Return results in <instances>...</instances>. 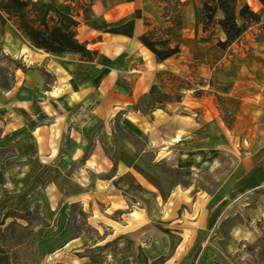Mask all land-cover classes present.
Wrapping results in <instances>:
<instances>
[{
    "label": "crops",
    "instance_id": "crops-1",
    "mask_svg": "<svg viewBox=\"0 0 264 264\" xmlns=\"http://www.w3.org/2000/svg\"><path fill=\"white\" fill-rule=\"evenodd\" d=\"M177 2L175 8L173 1L158 0H29L32 24L47 30L53 20L75 32L79 43L97 53L93 63L32 49L0 13V53L25 68L14 73L9 92L0 91V215L38 208L52 225L38 242L40 258L60 262L59 255L79 246L80 235L66 215L75 202L92 201L103 218L126 210L122 193L145 189L154 199L131 196L134 216L123 215L122 228L115 221L108 226L124 236L138 227L144 239L151 222L171 226L185 207L181 247L190 244L189 231L199 247L224 215L226 198L264 192V38L253 42L245 33L227 51L201 49L198 41L206 35L200 1ZM241 3L236 0L237 10H252L248 0ZM254 8L264 15L259 4ZM188 62L204 86H193ZM146 99L152 103L144 114L140 104ZM119 130L142 149L117 141ZM215 146L233 147L236 163L222 199L201 209L198 197L176 188L164 196L162 180L144 158L154 151L194 159ZM62 177L72 178L81 193L58 192Z\"/></svg>",
    "mask_w": 264,
    "mask_h": 264
},
{
    "label": "rangeland",
    "instance_id": "rangeland-1",
    "mask_svg": "<svg viewBox=\"0 0 264 264\" xmlns=\"http://www.w3.org/2000/svg\"><path fill=\"white\" fill-rule=\"evenodd\" d=\"M248 1L254 12V7L258 3L256 0ZM238 2L240 6L241 0ZM259 18V24L250 25L246 30L245 37L253 42L262 41L264 38V15ZM238 23L240 24L239 21ZM217 36L218 34L213 31L199 39L198 44L202 45L201 49H206L214 45ZM18 66L25 70L19 61L0 53V68L6 73L14 75ZM195 68L194 64L188 62L186 75L192 78L193 86L202 87L204 80ZM197 95L201 96V93ZM218 102V98H215L212 103L216 105ZM151 103L150 99L142 101L141 112L147 113L145 107L149 108ZM206 104L207 102L204 101L205 106ZM216 111H218L217 106ZM216 118L220 120L221 114L218 113ZM222 120L224 121V118ZM115 137L117 141L130 143L137 152L142 149L134 138L122 130H119ZM153 152L151 151L144 158L149 161V166L162 180L164 196L171 189L176 188L191 196L192 200L198 197L201 201L200 209L202 204L204 206L218 203L222 199L224 182L232 171L237 157V151L233 147L230 150L216 146L210 150H200L194 159L208 164L209 169L198 170L196 167L181 164L182 160H194L189 155L181 158L174 154L172 158L163 155L157 157ZM56 188L58 192L72 197L81 193L72 178L70 180L66 177L60 178L56 181ZM126 192L121 196L126 200V210L112 215L103 213V218L99 215L101 209L93 207L92 201L91 204L88 200L84 203L75 202L69 207L66 215L80 235V243L67 255H59L60 258H64L60 259V262L52 263L50 259L44 260L38 255V242L52 231L51 223L45 224L40 212L33 211L23 220L9 218L5 222L2 217L7 212L0 215V224L4 223L0 227V247L8 253L11 264H44V262L48 264H264V192L251 193L236 200L226 198L222 205L226 208L224 215H221L214 228L210 229L206 236L208 238L199 247L193 244L191 231L188 232L189 239L187 238L190 244L181 247L182 223L179 221L181 216L186 217L185 212L188 208L185 207L179 211L178 219L171 226L156 222L147 225L150 233L145 232L144 239L140 236L138 227H132L128 236L112 230L108 226L109 221L117 222L118 225H113L122 228L123 215L134 216L130 211L131 208L136 210L137 206L136 202L130 199L131 196L139 195L154 199V195L145 189H132ZM9 225L12 227L5 230ZM158 236H161V240Z\"/></svg>",
    "mask_w": 264,
    "mask_h": 264
},
{
    "label": "trees",
    "instance_id": "trees-1",
    "mask_svg": "<svg viewBox=\"0 0 264 264\" xmlns=\"http://www.w3.org/2000/svg\"><path fill=\"white\" fill-rule=\"evenodd\" d=\"M172 1L175 3V8H177V0H158V2L165 3ZM199 1L202 34L209 35L213 31L219 30L224 36L223 41L218 37L214 39V46L219 51H227L246 33L250 25L260 23L259 16L248 6L245 5L237 10L236 0ZM258 4L264 11V0H258ZM28 11L29 0H0V13L5 16L7 22L32 49L56 58L64 55H75L84 63H93L96 60L97 53L88 50L85 44L79 43L75 32L65 31L53 20L48 22L47 30L39 28L30 22ZM173 25L174 20H171L170 26L166 29L167 36L170 35ZM16 68L24 71L20 66ZM45 76L46 78L49 77L47 74ZM13 77L14 75L8 74L0 68V91L9 92L12 89ZM33 211L39 213L38 208L34 207L24 214L8 211L2 218L4 222L9 218L23 220ZM43 222L46 224L45 221ZM3 225L4 223L0 224V227ZM12 225L7 226L5 230L11 228ZM0 264H11L8 253L2 247H0Z\"/></svg>",
    "mask_w": 264,
    "mask_h": 264
},
{
    "label": "bare ground",
    "instance_id": "bare-ground-1",
    "mask_svg": "<svg viewBox=\"0 0 264 264\" xmlns=\"http://www.w3.org/2000/svg\"><path fill=\"white\" fill-rule=\"evenodd\" d=\"M219 34H220L221 39L224 40V36L220 31H219ZM182 159H185V158H182ZM181 164L186 165V166L190 165L191 167H196L198 170H208L209 169L208 164L203 163V162H199V160H197V159L196 160L195 159L190 160V161L182 160Z\"/></svg>",
    "mask_w": 264,
    "mask_h": 264
}]
</instances>
